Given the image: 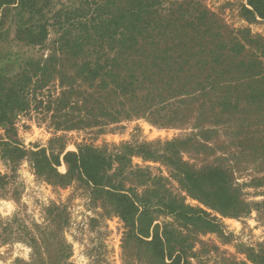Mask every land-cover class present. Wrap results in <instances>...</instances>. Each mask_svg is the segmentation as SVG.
I'll return each instance as SVG.
<instances>
[{
    "label": "trees",
    "instance_id": "1",
    "mask_svg": "<svg viewBox=\"0 0 264 264\" xmlns=\"http://www.w3.org/2000/svg\"><path fill=\"white\" fill-rule=\"evenodd\" d=\"M247 1L244 16L264 19V0ZM12 30L18 43L39 54L27 58L17 73L0 68L3 158L17 163L28 157L37 175L54 185L79 180L92 186L96 198L110 202L121 217L128 238L137 240V260L150 264H192L170 226L156 223L157 213L209 231H219L220 224L207 209L169 189L148 186L139 193L138 184L128 185L134 156L166 161L188 195L208 209L233 217L249 212L251 203L242 198L233 174L219 165L193 169L179 155L180 139L167 142L163 153L155 142H125L111 150L79 143L76 151H66L65 144L54 145L61 137L51 139L48 148L28 151L1 129L11 130L14 114L29 107L33 90L56 83L60 93L48 109L55 103L54 110L64 109L58 129L133 117L171 124L187 116L183 105L199 101L188 116H196L202 126L197 135L206 134L203 125L210 116L221 121L243 102L264 109V40L259 35L229 29L197 0H0V46ZM62 161L64 173L58 169ZM50 226L28 230L32 255L20 264H75L65 242L52 254ZM249 258L264 264V255Z\"/></svg>",
    "mask_w": 264,
    "mask_h": 264
},
{
    "label": "rangeland",
    "instance_id": "2",
    "mask_svg": "<svg viewBox=\"0 0 264 264\" xmlns=\"http://www.w3.org/2000/svg\"><path fill=\"white\" fill-rule=\"evenodd\" d=\"M197 1L217 14L229 29L247 28L264 40V19L250 21L244 16L243 7H249L247 0ZM38 54L36 48L18 43L12 30L8 41L0 46V68L9 74L17 73L27 58ZM59 93L56 83L43 90H33L28 97L29 107L16 112L11 130L6 133L1 129V133L28 151L48 148L51 139L61 137L54 145L65 144L66 151H76L79 143L98 148L107 146L111 150L125 142H155L154 146L163 153L167 142L180 139L179 155L193 169L219 165L233 174L241 186L242 198L251 203L248 213L233 217L206 208L188 195L164 160L134 156L127 184H138L139 193L148 186L160 188L162 192L169 189L184 197L186 203L207 209L210 217L220 224L219 231L215 232L187 225L173 215L162 212L155 215L156 223L168 224L174 239L184 243L190 263L255 264L249 256L264 255L263 108L243 106V102L240 110L221 115V121L215 122L210 116L203 125L208 133L201 135H197L202 126H197L201 124L196 123V116H188L197 109L199 101L183 105L182 113H188L187 116H177L171 124H155L147 117H133L118 123L63 130L58 129V124L64 122V109L54 110L58 108L57 103L53 110L48 109L50 101ZM209 108L210 103L206 109L211 114ZM58 169L64 173L67 166L62 161ZM96 197L93 187L84 181L74 180L67 186L51 184L37 175L28 157L14 163L3 158L0 152V264L29 261L32 248L27 232L47 223L51 224L48 232L55 234L49 243L52 254L61 241L65 242L70 245L69 261L75 264H150L145 258L137 260V240L128 238V228L113 212L111 203ZM52 219L54 223L50 222ZM47 261L52 263L55 259Z\"/></svg>",
    "mask_w": 264,
    "mask_h": 264
}]
</instances>
